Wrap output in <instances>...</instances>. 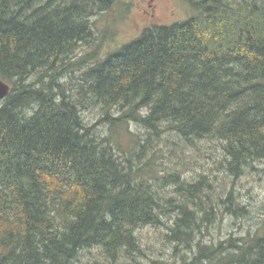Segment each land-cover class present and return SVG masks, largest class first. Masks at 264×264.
Instances as JSON below:
<instances>
[{
  "label": "trees",
  "instance_id": "16d2710c",
  "mask_svg": "<svg viewBox=\"0 0 264 264\" xmlns=\"http://www.w3.org/2000/svg\"><path fill=\"white\" fill-rule=\"evenodd\" d=\"M113 1L0 0V75L12 85L0 108V264H72L90 248L103 256L92 264H121L143 252L138 229L162 224L166 209L177 212L171 240L196 248L185 264H264V221L218 244L194 234L221 204L249 209L233 190L216 206L208 174L166 172L158 179L177 185L166 200L120 140L133 136L143 153L165 132L182 151L215 139L234 176L264 162V0H188L198 16L149 29L89 67L102 131L62 79L91 60L73 62ZM132 123L148 129L143 143Z\"/></svg>",
  "mask_w": 264,
  "mask_h": 264
},
{
  "label": "rangeland",
  "instance_id": "374dc122",
  "mask_svg": "<svg viewBox=\"0 0 264 264\" xmlns=\"http://www.w3.org/2000/svg\"><path fill=\"white\" fill-rule=\"evenodd\" d=\"M154 2L155 10L152 16L144 12L146 0H114L109 9L93 17L96 31L94 42L83 44L73 58V62L83 61L84 58L91 56L92 58L81 65L72 66L62 79L69 93L78 99L81 116L87 124H96L102 131L108 128L107 125L100 123L101 107L94 103L90 92L87 91L86 72L89 67L138 39L149 29L183 22L200 14L188 0H154ZM3 103L4 100L0 101V108ZM130 129L135 135L143 138L138 139L142 143L146 136L148 137V129L139 124L132 123ZM172 136L170 134L167 136L165 132L163 140L159 138L151 140L142 153L141 145L134 141L133 136L122 135L121 148L127 150L128 146L134 147L137 153H141L140 156L132 158L134 165L147 169L146 177L155 183L157 190L166 196V200L176 196L177 185L166 183V178L158 179V177H163L166 172L176 171L183 174L182 179L193 181L198 173L205 172L212 182L210 197L216 206L221 204L220 197H226L228 192L233 190L232 195L236 197V202L240 204L242 202L249 208V212L247 210L232 215L224 210L226 205L221 204L223 211L217 213L214 222L202 226V230L194 231L197 240L211 245L225 241L231 236L240 238L249 233H256L264 221V162H257V168L250 167L243 174L234 176L221 166L223 152L218 140L206 139L197 141L196 144H187L182 151L180 145L176 144L177 139H173ZM120 153L124 154L123 151ZM169 211L166 209L162 214V224H152L138 229L137 235L143 245V252L120 257L121 264L124 262V264H185L184 258H187V261L193 260V251L196 249L194 244V249H191L186 243L171 240L169 237L168 227L172 224L171 218L177 213ZM100 258L103 259V256L97 248L85 249L72 264H92Z\"/></svg>",
  "mask_w": 264,
  "mask_h": 264
},
{
  "label": "water",
  "instance_id": "95a60500",
  "mask_svg": "<svg viewBox=\"0 0 264 264\" xmlns=\"http://www.w3.org/2000/svg\"><path fill=\"white\" fill-rule=\"evenodd\" d=\"M12 91V85L0 75V101L6 99Z\"/></svg>",
  "mask_w": 264,
  "mask_h": 264
},
{
  "label": "flooded vegetation",
  "instance_id": "af4514ba",
  "mask_svg": "<svg viewBox=\"0 0 264 264\" xmlns=\"http://www.w3.org/2000/svg\"><path fill=\"white\" fill-rule=\"evenodd\" d=\"M146 7L144 9L145 14H148L150 16L154 15L153 12L155 10V2L154 0H146Z\"/></svg>",
  "mask_w": 264,
  "mask_h": 264
}]
</instances>
